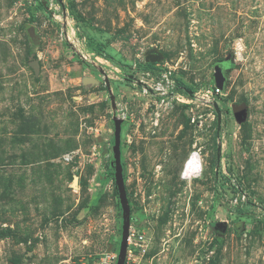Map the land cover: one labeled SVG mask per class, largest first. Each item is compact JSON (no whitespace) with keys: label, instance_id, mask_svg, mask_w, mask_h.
<instances>
[{"label":"rangeland","instance_id":"obj_1","mask_svg":"<svg viewBox=\"0 0 264 264\" xmlns=\"http://www.w3.org/2000/svg\"><path fill=\"white\" fill-rule=\"evenodd\" d=\"M123 115L126 264H264V0H0V264L117 263Z\"/></svg>","mask_w":264,"mask_h":264},{"label":"water","instance_id":"obj_2","mask_svg":"<svg viewBox=\"0 0 264 264\" xmlns=\"http://www.w3.org/2000/svg\"><path fill=\"white\" fill-rule=\"evenodd\" d=\"M30 35L34 40H37V36L35 35V31L33 29H31ZM159 60H160V55L158 54H150L146 58L147 62H152V63L158 62ZM30 64L35 69L36 72H39L40 67H39L38 61H32ZM224 68H225L224 64H221V63L216 64L214 68V74H213L215 85L221 88L222 90L224 88V83L226 82ZM103 74L105 75V83H106L108 92L111 95L112 106L115 107L116 106L115 97L112 94L109 79L107 78V75L105 73ZM139 84H141V81ZM214 107L218 114V122H219L218 129L220 130L221 114H220L217 103H214ZM234 115L238 121H241L244 117L243 110L236 109ZM123 123H124L123 119L115 118L114 120V126H115L114 147H113L114 180H115V186H116L118 196H119L120 206L122 209V239H121L120 250L118 253V260L116 264H126L129 231H130V206H129L127 191H126V183H125V178H124V166L122 162V148H121V141H122L121 135H122ZM218 152L219 153L221 152L220 147L218 148ZM74 183H77V179L74 180ZM216 227L218 229L223 230L225 227V224L222 222H219L216 224Z\"/></svg>","mask_w":264,"mask_h":264},{"label":"built area","instance_id":"obj_3","mask_svg":"<svg viewBox=\"0 0 264 264\" xmlns=\"http://www.w3.org/2000/svg\"><path fill=\"white\" fill-rule=\"evenodd\" d=\"M166 79H167V81H169V79L167 77H166ZM155 91H156V94H157V92H161L162 96H167L166 94L168 93V85L165 86L163 84H159V87H156ZM222 92H223V90L215 85L214 89H212L211 91H208L205 94V97H206L205 99H206L207 103H211L212 99H213V96L214 95H221ZM182 101L184 102V100H182ZM162 102H164V100H162ZM166 106H168V104H166ZM159 107L160 106L158 105L157 108H159ZM155 115L158 117L159 116V112H156ZM122 119L123 120L125 119L124 115H123ZM64 160H66V161L70 160V155H65L64 156ZM244 199H245V197H243V200ZM131 241H132V236L130 235V231H129L128 249H129V247L131 245ZM129 256H130V251L127 250V257H129ZM127 257H126V259H127Z\"/></svg>","mask_w":264,"mask_h":264},{"label":"clouds","instance_id":"obj_4","mask_svg":"<svg viewBox=\"0 0 264 264\" xmlns=\"http://www.w3.org/2000/svg\"><path fill=\"white\" fill-rule=\"evenodd\" d=\"M196 165H197V161L194 160V161L192 162L191 166L193 167V166H196Z\"/></svg>","mask_w":264,"mask_h":264},{"label":"trees","instance_id":"obj_5","mask_svg":"<svg viewBox=\"0 0 264 264\" xmlns=\"http://www.w3.org/2000/svg\"><path fill=\"white\" fill-rule=\"evenodd\" d=\"M124 178H125V174H124ZM115 190H116V192H117V189L115 188ZM117 194H118V192H117Z\"/></svg>","mask_w":264,"mask_h":264},{"label":"flooded vegetation","instance_id":"obj_6","mask_svg":"<svg viewBox=\"0 0 264 264\" xmlns=\"http://www.w3.org/2000/svg\"><path fill=\"white\" fill-rule=\"evenodd\" d=\"M221 64H224V63H221ZM225 69V68H224Z\"/></svg>","mask_w":264,"mask_h":264}]
</instances>
